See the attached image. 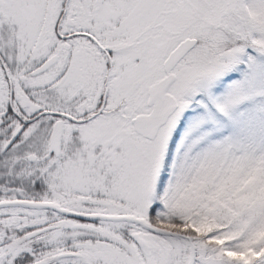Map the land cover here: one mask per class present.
I'll list each match as a JSON object with an SVG mask.
<instances>
[{
	"label": "snow or ice",
	"instance_id": "1",
	"mask_svg": "<svg viewBox=\"0 0 264 264\" xmlns=\"http://www.w3.org/2000/svg\"><path fill=\"white\" fill-rule=\"evenodd\" d=\"M0 264H264V0H0Z\"/></svg>",
	"mask_w": 264,
	"mask_h": 264
}]
</instances>
